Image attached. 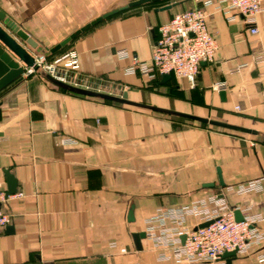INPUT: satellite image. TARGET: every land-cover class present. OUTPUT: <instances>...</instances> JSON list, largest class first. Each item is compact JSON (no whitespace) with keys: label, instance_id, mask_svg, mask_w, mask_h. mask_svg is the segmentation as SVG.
<instances>
[{"label":"crops","instance_id":"obj_1","mask_svg":"<svg viewBox=\"0 0 264 264\" xmlns=\"http://www.w3.org/2000/svg\"><path fill=\"white\" fill-rule=\"evenodd\" d=\"M131 1L0 0V11L47 52ZM175 2L170 10L154 11ZM199 5L166 0L112 17L68 44L64 54L74 52L78 68L59 74L73 87L115 97L127 92L130 101L255 135L71 95L42 73L19 77L0 91V184L7 192L8 172L15 180L12 195H23L2 206L12 221L0 230V264H170L157 261L158 250L147 240L141 250L134 246L132 234L144 231L148 217L158 208L264 179V0L256 35L241 16L227 22L214 3L205 7L217 50L211 63L199 66L194 87L172 77L161 84V77L125 75L130 60L118 57L125 50L149 61L157 28ZM224 196L231 208L264 213V189ZM259 254L264 245L230 264H264Z\"/></svg>","mask_w":264,"mask_h":264},{"label":"built area","instance_id":"obj_2","mask_svg":"<svg viewBox=\"0 0 264 264\" xmlns=\"http://www.w3.org/2000/svg\"><path fill=\"white\" fill-rule=\"evenodd\" d=\"M200 5L179 12L157 28V36L151 48L149 61H142L128 51L118 52L120 59H129L125 75H138L154 81L162 75L176 80H185L195 86L201 63H211L217 50L215 35L207 25L205 7L215 4V9L226 15L227 22H234L238 16L252 27L251 35L258 33L255 18L263 11V0H195ZM263 61V59H262ZM34 65L24 68V78L40 71L47 77L65 83L59 72L75 71L77 56L67 52L48 62L44 54L34 55ZM221 88L218 85L214 90ZM238 107H235L237 110ZM264 189V179L248 181L236 187H225L224 193L214 194L176 207L158 208L144 221V235L150 245L158 250L157 261L170 264H225L223 254L235 252L237 256H249L255 248L264 245V213L252 214L251 207H229L225 193L244 195ZM22 194L9 195L0 184V230L7 227L12 217L2 206ZM235 211L241 220L236 221ZM206 227L199 225L208 223ZM196 229V230H194ZM182 237L184 238L182 241ZM125 253V249H120ZM264 254L258 255V261Z\"/></svg>","mask_w":264,"mask_h":264},{"label":"water","instance_id":"obj_3","mask_svg":"<svg viewBox=\"0 0 264 264\" xmlns=\"http://www.w3.org/2000/svg\"><path fill=\"white\" fill-rule=\"evenodd\" d=\"M164 0H135L127 3L126 5L113 9L111 11H108L106 13H103L102 15L96 17L91 22L87 23L77 31L73 32L71 35H69L67 38L59 42L57 45L49 49V52L51 54L56 53L66 45H68L71 41L76 39L81 34L85 33L86 31L90 30L91 28L99 25L100 23L122 13L127 10L141 7L148 4L153 3H159ZM178 3H172L169 5H165L163 7H159L154 9L155 12H163L170 10L171 8L175 7ZM29 49L35 51L36 54H43L44 50L38 45V43L33 40L27 33H25L22 29H20L15 23L11 21L9 17L5 15L2 11H0V91L7 87L9 84L14 82L16 79L21 77L23 74L24 68L32 67L33 69H37V67L34 65V55L30 53L26 47ZM51 81H53L55 84L59 86H66L67 89L71 91H80V92H86V90L73 87L70 85H67L64 82H61L57 79H53L48 77ZM171 79L170 75H162L161 76V84L166 83ZM88 94H91L93 96H97L101 99H108L111 101L118 102L123 105L147 109L153 112L162 113L170 116H176L180 117L186 120L194 121L197 123H201L207 126L224 129L240 134H247V135H255V132L239 126L230 125L227 123H223L216 120H211L207 118L197 117L193 115L188 114H182L177 113L175 111L171 110H165L160 109L151 105L143 104V103H137L130 101L127 96V92H123L121 96L115 97L108 94L103 93H97L92 91H87ZM220 97L223 98L224 92L220 91ZM219 173V171H218ZM7 181L9 183L7 193L9 195L15 194L16 188H15V180L7 173H5ZM221 184V182H220ZM133 208L134 205H131L128 211V217L127 220L129 222H132L133 219ZM235 219L236 221L241 220V216L239 211H235ZM210 224L204 223L199 225L198 228L206 227ZM8 229L11 231L12 228L8 227ZM196 230V229H194ZM145 238L144 232L134 233L132 234V239L134 246L137 250H141V240ZM182 237V241H183ZM236 257L235 252H226L223 254V258L225 259V264H230V262Z\"/></svg>","mask_w":264,"mask_h":264},{"label":"trees","instance_id":"obj_4","mask_svg":"<svg viewBox=\"0 0 264 264\" xmlns=\"http://www.w3.org/2000/svg\"><path fill=\"white\" fill-rule=\"evenodd\" d=\"M165 1H166V0L161 1V2H159V3H153V4L144 5V6H149V7H151V6H159V5L163 4ZM126 12H127V11L122 12V13H120V14L114 16V17H117V16H119V15H122V14H124V13H126ZM95 27H96V26H95ZM93 28H94V27H93ZM93 28H91L90 30H88V31H86V32L91 31ZM86 32H85V33H86ZM67 46H68V45H66L65 47H63L62 49H60L59 51H57L56 53L51 54L49 51H47V52L44 51L43 54L46 56V58H47L48 60H51V59H53L54 57H57V56H59V55H61V54H64V52H65ZM44 77H45V79L48 80L49 82L53 83L56 87L60 88V89L63 90V91H66L67 93H69V94H71V95H75V96H79V97H92V98H97V99L101 100V101L104 102V103L113 104V105H117V106H121V105H122V104H120V103H118V102H115V101H111V100H108V99H101V98H99V97H97V96H93V95H91V94H88V93H87L88 90H86V92L71 91V90L67 89L66 86H59V85L55 84V83H54L53 81H51L46 75H44ZM168 83H169V82H168ZM157 84H158V82H157ZM199 125L202 126V127H204V126L206 127V126H207V125H204V124H201V123H199ZM215 129H217V128H215Z\"/></svg>","mask_w":264,"mask_h":264},{"label":"rangeland","instance_id":"obj_5","mask_svg":"<svg viewBox=\"0 0 264 264\" xmlns=\"http://www.w3.org/2000/svg\"><path fill=\"white\" fill-rule=\"evenodd\" d=\"M168 1H169V0H168ZM62 55H63V54H61V55H59V56H57V57H54V58L51 59V60H48V59H47V61H48V62H52V61H54L56 58H59V57L62 56ZM36 73H40V71H38V72H36ZM36 73H35V74H36ZM35 74H34V75H35ZM123 106H127V105H123V104H122L120 107H123ZM183 123H187V122H183ZM189 123H190V122H189ZM206 127H209V126H206Z\"/></svg>","mask_w":264,"mask_h":264}]
</instances>
